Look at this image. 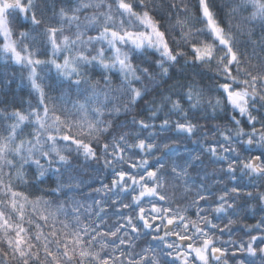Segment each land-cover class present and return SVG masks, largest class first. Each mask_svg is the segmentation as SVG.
Wrapping results in <instances>:
<instances>
[{
  "label": "snow or ice",
  "instance_id": "snow-or-ice-1",
  "mask_svg": "<svg viewBox=\"0 0 264 264\" xmlns=\"http://www.w3.org/2000/svg\"><path fill=\"white\" fill-rule=\"evenodd\" d=\"M241 7L243 45L214 0H0V60L34 97L0 107V264H264V0ZM177 65L214 78L185 73L141 115L138 85ZM241 205L261 215L237 245Z\"/></svg>",
  "mask_w": 264,
  "mask_h": 264
},
{
  "label": "trees",
  "instance_id": "trees-1",
  "mask_svg": "<svg viewBox=\"0 0 264 264\" xmlns=\"http://www.w3.org/2000/svg\"><path fill=\"white\" fill-rule=\"evenodd\" d=\"M57 3H59V0H57ZM48 15H51V9H49ZM17 25L26 26L27 22L24 21L22 17H16L15 19L12 20V26L15 27ZM199 26L200 25H197V27ZM176 31L179 32L178 29ZM210 75L212 74L210 73ZM172 83L173 81H168L165 87H167L168 85H171ZM30 91L31 90H30V87L27 85V82L21 79L19 67L16 65H13L10 61L7 64H5L4 60H0V107L8 105L10 106L9 110H11V106L19 107L21 106L22 103L24 107H27V101L29 99L34 100V97L29 96ZM159 91L160 90H158V92ZM173 119H175V117H173ZM200 122L202 124H205V127L207 128L212 127V124L206 123L204 120H201ZM156 123L158 126L159 121H157ZM169 135L174 136V133H169ZM177 147L180 149L182 156H187L189 152H196L199 150V145L193 144L191 140L184 141L178 144ZM246 154L247 153H245V155ZM205 165H207V167L201 166L202 170L198 169V171H200L201 176L204 174V171H207L209 173V175L205 177L204 182L206 184H210L212 186V190L216 191L222 185H217L214 183V181L218 179H225V178L222 175H217V174L212 173L213 165L209 164L208 161H205ZM221 166L222 165L219 163L215 165L216 168H219ZM110 179H111L110 175L108 173H105L103 181L108 182ZM192 180H195L196 183L201 182L200 176L196 175V171H193ZM100 182H101L100 180L94 181L93 186H99ZM245 182H247L246 178H245ZM177 203L179 205H183L185 201L181 199ZM176 206L177 205L175 204L173 205V207H176ZM242 209H243V205H241V210H239L241 222L232 227V238L237 239L239 237V238H243L244 240H247L248 235H247L246 229L244 228V225L245 224H255L257 222V219L261 215V213L257 212V214L254 216L252 215L251 212L246 213ZM190 211L194 212V210H190ZM216 222L220 223L219 220H217ZM224 222H226V220ZM252 234L260 235L259 232H253ZM221 239L223 240L229 239V234L225 232L221 236ZM238 244H239V240L237 239V245ZM237 258L238 259L240 258L239 254ZM256 264H260L259 257L256 258Z\"/></svg>",
  "mask_w": 264,
  "mask_h": 264
},
{
  "label": "clouds",
  "instance_id": "clouds-1",
  "mask_svg": "<svg viewBox=\"0 0 264 264\" xmlns=\"http://www.w3.org/2000/svg\"><path fill=\"white\" fill-rule=\"evenodd\" d=\"M214 3L218 4L220 6V15L219 19L221 22L225 25L226 28H228L230 31H232L238 42L243 45V43L248 39L247 35H240L236 30L237 24H249V18H250V10H245L243 7H241V0H214ZM237 8L238 11L235 13H230V9ZM250 27H252L253 31L256 33V36L259 37L262 33H264V24H262L260 21L253 22ZM175 39L179 40V32H175ZM152 61L146 60L145 64H151ZM195 71L198 76L203 77V83L206 84L209 79H213V75H210V71L208 69H193L188 65H177L176 67H173L169 70V74L166 76H162L159 69H155L152 73L154 76V80H148L144 79L142 83L138 86L143 87L146 89V99L149 101L148 104H144L143 107L139 110L141 115L148 114L149 109L151 107V100L153 96H159L161 94H168L170 89L169 85H167L168 81H173L177 79H183L187 81L188 77L185 75V73H192ZM212 74V73H211ZM158 90H160L158 92ZM177 92L179 90L177 89ZM177 96H174L173 99H177ZM171 109V104L169 103L167 107H164L161 113H158L159 115H162L163 112H167ZM127 114L121 112L118 117H114L116 119L117 123L120 121H123L125 119V116ZM223 115L222 113L220 114ZM209 117H211V113L209 112ZM104 135H107L106 133ZM95 143L96 141L93 140ZM102 142V141H101ZM174 153H176L179 156L181 155L180 149L178 147H175L172 149ZM75 153H72V155L69 157V159L72 161L73 165H75ZM55 179V177H53ZM80 179L83 182H87L89 177L87 173L81 172L80 173ZM195 183V180H193Z\"/></svg>",
  "mask_w": 264,
  "mask_h": 264
}]
</instances>
